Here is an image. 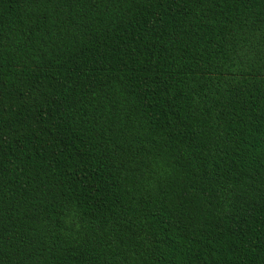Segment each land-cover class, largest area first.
<instances>
[{"label":"trees","instance_id":"1","mask_svg":"<svg viewBox=\"0 0 264 264\" xmlns=\"http://www.w3.org/2000/svg\"><path fill=\"white\" fill-rule=\"evenodd\" d=\"M0 264H264V0H0Z\"/></svg>","mask_w":264,"mask_h":264}]
</instances>
